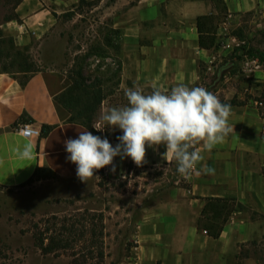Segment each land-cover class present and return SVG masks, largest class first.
Masks as SVG:
<instances>
[{"label":"crops","instance_id":"0c3cea01","mask_svg":"<svg viewBox=\"0 0 264 264\" xmlns=\"http://www.w3.org/2000/svg\"><path fill=\"white\" fill-rule=\"evenodd\" d=\"M76 1L18 0L12 16L0 23V37L33 51L52 38L60 13ZM222 1L225 20L216 27L217 45L208 49L199 45L196 18L217 13L212 0L104 4L103 12L118 38L117 91L139 86L149 93L153 84L161 90L178 84L202 86L231 105L229 123L234 126L224 143L203 153L198 168L206 164L213 174L182 178L176 163L163 157V145L147 148V162L141 167L117 156L114 172L110 165L94 173L110 181H129L139 168L160 175L151 185L158 189L149 193L150 204L139 209L126 239L131 244L115 264H264L257 256L264 253V107L258 105L259 97L240 91L245 87L255 92L264 76L251 68L252 79L243 81L234 73L232 61L221 63L233 50L227 20L263 5L264 0ZM243 63L247 66V61ZM26 75L21 83V73L0 71V187L26 183L37 167L53 170L56 178L34 182L79 181L76 166L66 160L64 141L78 138L79 131H91L71 121L68 110L56 100L71 80L66 70L55 67ZM21 117L40 129L52 128L44 136L22 137L14 131ZM107 139L113 146L118 143ZM27 145L32 158L22 159L20 153Z\"/></svg>","mask_w":264,"mask_h":264},{"label":"rangeland","instance_id":"374dc122","mask_svg":"<svg viewBox=\"0 0 264 264\" xmlns=\"http://www.w3.org/2000/svg\"><path fill=\"white\" fill-rule=\"evenodd\" d=\"M16 1L0 0V23L12 16ZM109 1L100 4V0H77L60 13L52 38H47L33 51L28 50L33 69L55 67L67 71L81 68L88 81L98 79L103 99L91 121L92 126L101 122L106 109L127 103L124 93L116 90L120 66L118 38L103 12L104 4ZM224 15L221 13L218 17L217 26L225 20ZM227 22V31L233 36V50L229 49L221 63L232 61L234 73L243 81L252 79L251 68L258 69L264 76V4L239 16L232 15ZM1 47L9 49L7 43ZM253 60L259 67L255 68ZM246 61L251 64L243 66ZM258 84L255 92L245 87L240 91L259 97L261 104L258 105L264 107V83ZM104 130L111 134L121 133L118 129ZM159 177L156 170L139 168L133 170L129 181L94 176L86 183L54 180L52 183L28 182L12 188L0 187V264H70L69 255L43 254L34 245L32 225L52 214L61 216L83 210L102 213L106 235L105 257L101 264H115L131 244L126 239L139 217V209L150 204L149 193L158 189L159 186L151 185ZM146 191L149 192L145 194ZM257 256L264 259V253Z\"/></svg>","mask_w":264,"mask_h":264},{"label":"clouds","instance_id":"9594fccd","mask_svg":"<svg viewBox=\"0 0 264 264\" xmlns=\"http://www.w3.org/2000/svg\"><path fill=\"white\" fill-rule=\"evenodd\" d=\"M126 105L111 107L102 114L101 122L93 126L118 129L122 135L113 146L107 138L79 131L78 138L64 141L66 160L76 166V177L86 183L94 173L112 166L114 158H130L141 167L146 161L147 148L156 150L163 145L166 162H175L177 173L184 179L193 174H213L204 161V152H211L225 142L234 126L230 104L222 103L217 95L202 86L178 84L161 90L153 84L145 93L139 86L125 90ZM22 159L32 158L31 145L20 153Z\"/></svg>","mask_w":264,"mask_h":264},{"label":"trees","instance_id":"16d2710c","mask_svg":"<svg viewBox=\"0 0 264 264\" xmlns=\"http://www.w3.org/2000/svg\"><path fill=\"white\" fill-rule=\"evenodd\" d=\"M212 2L217 13L200 15L196 18L199 45L207 49L217 45L216 22L226 9L222 0H212ZM5 43L8 44V51L1 47ZM0 71L21 73L23 77L21 83H24L26 74L37 69L32 68V60L27 48L15 47L10 39L0 37ZM66 74L71 84L56 97V100L68 110L71 121L83 125L93 135L117 140L122 133L111 134L107 130L101 133L91 125L103 99L101 83L98 79L88 81L81 68L67 70ZM27 120L21 117L19 121ZM51 128L50 125L42 126L40 135H46ZM54 178L56 174L53 170L37 167L26 183ZM105 235L103 215L95 211L83 210L61 216L52 214L32 225L34 245L43 254L69 255L70 264H101L105 257Z\"/></svg>","mask_w":264,"mask_h":264},{"label":"built area","instance_id":"2783aa9c","mask_svg":"<svg viewBox=\"0 0 264 264\" xmlns=\"http://www.w3.org/2000/svg\"><path fill=\"white\" fill-rule=\"evenodd\" d=\"M255 68H257L259 65L256 60L252 61ZM251 64L249 61H247V65ZM258 104H261L258 102ZM14 131L21 135L22 137L25 138H30V137H37L41 133V129L34 125L31 121H19L15 126H14ZM203 232H206L203 230Z\"/></svg>","mask_w":264,"mask_h":264}]
</instances>
